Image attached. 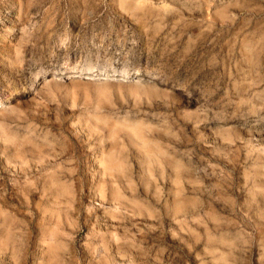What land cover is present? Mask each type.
<instances>
[{"label": "rangeland", "instance_id": "rangeland-1", "mask_svg": "<svg viewBox=\"0 0 264 264\" xmlns=\"http://www.w3.org/2000/svg\"><path fill=\"white\" fill-rule=\"evenodd\" d=\"M0 264H264V0H0Z\"/></svg>", "mask_w": 264, "mask_h": 264}]
</instances>
